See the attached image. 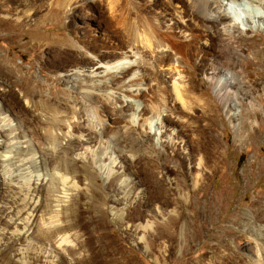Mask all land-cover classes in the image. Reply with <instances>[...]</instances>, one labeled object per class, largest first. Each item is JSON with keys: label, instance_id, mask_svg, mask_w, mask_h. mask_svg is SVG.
Here are the masks:
<instances>
[{"label": "rangeland", "instance_id": "374dc122", "mask_svg": "<svg viewBox=\"0 0 264 264\" xmlns=\"http://www.w3.org/2000/svg\"><path fill=\"white\" fill-rule=\"evenodd\" d=\"M123 1L130 5L133 0ZM217 1L219 5L213 3L214 14L220 12L219 14L225 15L228 17L225 25L231 23L239 25V30L244 31L249 25L243 19L235 18L234 9L237 13L239 11L243 18L248 16L247 14L258 16L264 14L261 6L258 7L247 0H243L242 3ZM60 2L61 0H0V76L2 75L0 109H3L12 120L11 128L4 133V138L0 139L9 138L30 143L23 144L30 146V150L35 153L36 163L27 170L29 174L34 172L42 175L46 171L57 169V172L68 177L73 186L72 196L64 202L65 204H59L62 206L59 219L63 225L52 229V232L60 231L57 236L65 238L66 241L59 246L54 239L44 236L47 231L45 227L34 223L24 226L18 222V219L23 218L22 215L26 217V214H30L27 210L23 212L24 204L38 200L39 204L46 202L47 199L39 195L40 190H32L38 198H31L29 192L24 193V188L17 187L16 181L8 184L0 181V264H109V260L115 258L129 261V264H262L264 250L258 244V240L261 239L259 223L247 213L256 208L252 205L258 201L259 196V202L264 201L262 196L264 138L253 144L243 142L239 121H236L234 116H227L222 112L218 134L223 143L217 150L218 161L215 169L209 164L210 166L205 165L199 172L196 168V159L201 153L196 154L197 144L194 141L197 136L194 130L200 113L195 108V100L190 98H185L183 102L177 100L171 84L178 76L168 62H157L158 67L162 66L159 70L158 67L149 69L152 87L139 97V102L152 110H164L169 114L168 117L173 119L175 122L173 126L179 132V136L188 143L187 153L197 155L189 166L181 163L183 155L156 141L155 130L150 131L147 144L149 149L146 151H143L139 139H147V134L143 133L140 137L139 132L130 133L124 137L121 134L123 133L121 126L127 118L126 115H130L132 110H125L120 114L112 105L105 110V115L110 119L106 131L119 136L118 146L128 155L135 157L132 162H129L128 158L121 160L125 165L124 172L137 183L138 189L143 190L142 194L147 202L141 206H137V203L131 204L129 207L133 209L130 210L132 214L124 215L121 220L114 213L116 209L113 212L111 199L119 179L117 176L106 181L102 172L86 166L84 161L73 163L66 153V141L60 138L53 144H47L46 129L50 116L46 114L47 110L40 102L44 97L57 106L60 112L68 114L75 133L83 131L87 125L94 127L97 125L91 119L87 104L82 102L81 95L86 97V94L80 95L69 90L65 84V76L80 67H90L84 64L83 58L96 62L98 56L103 54L102 39L105 35V25L101 16L109 15L104 2L102 6L98 4L93 6L90 12L99 23L89 32L82 24L86 20L81 10L73 12L66 7L59 9ZM69 2L64 0L66 4ZM140 2L144 4L145 0ZM139 10L144 16V8L139 7ZM69 21L73 24L70 31L65 28ZM257 24L252 20L254 28ZM259 25L264 34L262 28L264 25L261 23ZM73 32L77 37L86 33L92 34L98 41V47L88 51L84 46L89 40H83L81 44L78 43L79 38H76L74 43L78 52L75 53L65 45L59 46L55 42L39 39L40 33L72 39ZM260 38L261 36L257 35L249 42L259 43ZM116 39L122 41L120 36ZM220 40L217 35L210 38L209 53L220 52L222 48ZM8 68L13 71V80L22 85L21 90L14 87L15 91H18L21 98L29 95L36 104L34 109H31L25 100L22 102V108L15 106L9 100L10 97L3 94V86L6 84L3 72ZM156 70L157 72H154ZM202 73L203 71H198L197 75L195 74L196 82L195 76L188 74L193 85H197L198 81L203 82ZM203 85L211 91L206 83ZM116 103L119 104L120 100H116ZM75 104L80 105L78 113L74 112ZM183 105L188 108H184ZM1 153H4L3 148L0 149ZM20 156H17L19 160L23 157ZM206 161L205 159L204 162ZM10 164L8 162L6 167V172L10 176L17 174L15 168L19 166L23 168L21 161L17 162L19 165L17 167H14L15 163ZM157 166L159 169H156ZM24 172L21 171L23 177ZM158 208L166 213L175 214L177 223L173 225V220L162 222L154 232L145 233L146 244L139 243L143 234L136 230L137 225L143 224L145 220H151L150 214ZM25 227L26 229H23ZM25 237L31 242L26 247L21 245ZM48 245L51 246L48 248ZM47 254L49 255L45 257Z\"/></svg>", "mask_w": 264, "mask_h": 264}, {"label": "bare ground", "instance_id": "6f19581e", "mask_svg": "<svg viewBox=\"0 0 264 264\" xmlns=\"http://www.w3.org/2000/svg\"><path fill=\"white\" fill-rule=\"evenodd\" d=\"M69 1L66 4L64 0H61L58 8L63 9L64 7L65 9L66 7L73 12L78 9L81 10L86 20L82 24L89 32L99 23L98 19H95L90 12L93 6L97 4L102 6L104 2L109 10L108 16H101L105 25V35L102 39L103 54L98 56L96 62L83 58L85 59L84 64L90 65V67H80L74 70L72 74L65 76V84L69 90L78 92L80 95L86 94V97L81 95L82 102L87 104L91 119L97 125L95 127L87 125L83 131L80 130L75 133L74 126L68 119V114L60 112L57 106L55 107L47 97H44L40 102L48 111L46 114L50 116L47 123L46 140L47 144H53L57 138L66 141L68 158L73 160V163L84 161L86 166L96 168L100 173H103L104 180L107 181L114 176L119 178L111 199L113 212L116 209L114 213L117 218L122 220L124 215L132 214L130 210L133 211V209L129 207L131 204L137 203V206H141L147 202L144 200L143 190L138 189L137 183H134L124 172L125 165L121 161L128 158V161L132 162L135 157L128 155L118 146L119 136L111 135L106 131L110 120L105 115L106 107L112 105L120 114H123L125 110H132L130 115H126L127 118L121 126L123 131L121 134L124 137L130 133L138 134L139 132L140 137L143 133L147 134V139L138 138L143 151L149 149L147 144L150 131L155 130L156 141L183 155L181 163H186L187 166L190 165L191 161H194L193 159L200 152V157L196 159V168L199 172L205 165L216 166L218 161L216 159L217 150L223 143L218 134L222 112L227 116H234L236 121H239L238 125L243 134V142L253 144L258 139L264 138V34L259 25L260 23L264 25V14L259 16L247 14L248 16L243 18L239 11L237 13L234 9L235 18L237 20L243 19L249 25L243 31L238 29L239 25L232 23L225 25L228 17L219 14L220 12L214 14L213 3L219 5L217 0H212V2L210 0H145L144 4L140 0H133L130 3L131 6L123 0ZM226 1L242 3L243 0ZM247 1L264 9V0ZM139 7L144 8V16L140 13ZM252 20L258 23L256 28L253 27ZM72 27L71 21L65 25L69 31ZM262 28L264 31V27ZM110 32L112 34H108ZM216 35L221 39L222 48L218 54H212L208 51L210 38ZM257 35L261 36L260 42L250 43V39ZM72 36L71 39L55 34L40 33L39 39L55 42L59 46L65 45L75 53L78 52L76 43H74L76 38H79L78 43L81 44L83 40H89L84 46L88 51L98 47V41L92 34L86 33L77 37L73 32ZM117 36L122 38L121 42L116 39ZM204 61L206 64L203 65ZM157 62H168L169 66L175 70L178 79L173 80L171 89L177 100L181 102L185 98L195 100V108L200 113L197 118L198 124L194 130L197 136L194 141L197 144L196 156L187 153L188 143L179 136V132L173 126L175 122L168 117L169 114L166 111L152 110L139 102V97L151 90L152 86L149 79L151 72L149 69L158 67L159 63ZM161 67H158V70ZM198 71H203V82L211 88V91L204 87L203 82L198 81L197 85H193L192 79L189 78L191 76L188 74L194 77ZM3 73L6 83L3 86V94L9 96V100L15 106L22 108V102L25 100L28 106L34 109L36 104L29 98V95H24L21 98L17 93L18 91H15L14 87L21 90L22 85L13 80L12 69H5ZM194 81H197V76H195ZM118 99L120 103L115 104ZM183 107L188 108L185 105ZM79 108L80 105L75 104L73 106L74 112L78 113ZM42 111L44 113V110ZM0 116H3L0 118V138H4V133L9 131L12 126V120L3 109H0ZM191 119L194 118L191 117ZM23 144L30 143L14 141L9 138L0 139V149H4V153L0 154V181L4 184L16 181L17 187L24 188V193L29 192L31 198H38L36 194L32 193V190H40L39 195L43 199H47L46 202L39 204L40 202H37L40 200H38L31 204H24L22 206L23 212L25 210L30 211L31 215L26 214V217L22 215L23 218L18 219V222L20 221L24 226L34 223V225L45 227L47 231H45L44 236L51 240L54 239L55 243L60 246L66 239L58 237L60 231L52 232V229L63 225L59 219L60 207H62L59 204H65L64 202H67L72 196L73 186L68 181V177L57 172V169L49 170L51 172L46 171L42 175L34 174V172L29 174L27 170L35 165L36 158L35 153L30 150V146ZM17 156L21 157L20 160ZM205 159L206 162H204ZM20 161L23 162L21 165L23 168H19L20 166L17 165V162ZM8 162L9 164L15 163L14 167L19 166L14 169L17 171L16 175L11 173L12 176H10L6 172ZM181 163L179 162V164ZM156 169H159L158 166ZM21 171H25V177L22 176ZM173 172L175 173V171ZM21 181H23L22 184ZM259 201L260 196L258 201L252 205L256 208L247 214L259 223L258 230L261 239L258 240V244L264 250V201L261 203ZM119 207L120 209H118ZM176 218L175 214L166 213L159 208L156 209L154 213L150 214L151 220H145L143 224L137 225L136 230L143 234L139 243L146 244L144 240L146 232H154L155 228L166 220H173L172 224L174 225L177 223ZM29 241L30 239L25 237L21 245L26 247L28 243H31ZM50 246L48 245V248ZM145 249H148L147 246ZM109 264H129V261H120V259L115 258L109 260Z\"/></svg>", "mask_w": 264, "mask_h": 264}]
</instances>
